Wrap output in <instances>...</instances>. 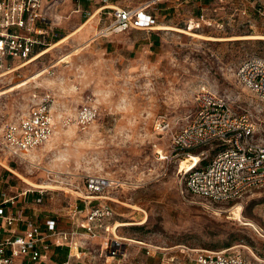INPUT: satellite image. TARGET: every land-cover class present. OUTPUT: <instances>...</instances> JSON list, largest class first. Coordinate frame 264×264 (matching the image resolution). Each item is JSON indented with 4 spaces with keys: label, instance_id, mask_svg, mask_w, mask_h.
I'll use <instances>...</instances> for the list:
<instances>
[{
    "label": "rangeland",
    "instance_id": "374dc122",
    "mask_svg": "<svg viewBox=\"0 0 264 264\" xmlns=\"http://www.w3.org/2000/svg\"><path fill=\"white\" fill-rule=\"evenodd\" d=\"M125 1L129 7L144 4L155 15L156 28L100 35L110 18L100 12L74 32L98 5L84 1L80 11L62 8L61 19L45 26V44L35 49V59L0 68V74L15 68L0 76V134L6 122L26 114L45 94L52 98L54 118L50 142L24 158L0 148L5 163H0V193L15 196L18 207L41 221L56 216L67 227L73 208H82L81 198L89 195L86 176H101L112 185L92 202L107 201L117 224L145 219L116 224V234L163 246L233 248L264 264V187L236 203H211L186 192L179 159L167 163L158 154L169 149L170 132L193 116L203 89L229 96L237 112L264 123V101L235 76L242 60L264 56V39L227 38L264 34L259 20L239 13L241 0ZM88 102L97 104L99 114L87 126H77L76 111ZM166 123L169 130L162 129ZM202 150L208 157L213 153L206 146L192 154ZM19 174L53 187L30 186ZM24 190L26 196L20 195ZM101 241L92 239L91 246ZM65 253L57 248L53 259L60 261Z\"/></svg>",
    "mask_w": 264,
    "mask_h": 264
},
{
    "label": "built area",
    "instance_id": "2783aa9c",
    "mask_svg": "<svg viewBox=\"0 0 264 264\" xmlns=\"http://www.w3.org/2000/svg\"><path fill=\"white\" fill-rule=\"evenodd\" d=\"M83 1L98 4L93 13L110 15L100 35L156 28V17L144 4L117 6L111 0H73V4L79 7ZM66 2L0 0V68L13 60L31 59L35 49L45 44L41 38L45 26L61 19L59 8ZM241 2L239 13L249 19L256 17L264 30V0ZM235 76L264 101V56L251 55L242 60ZM51 100L50 94H45L26 114L6 122L0 148L22 159L45 144L54 132ZM98 114L97 104L88 102L79 106L74 120L77 126L85 127ZM162 129L169 130V123ZM206 146L213 148L210 157L202 150L192 169L179 168L186 192L211 203H236L253 189L264 187V123L246 111L237 112L229 96L203 89L196 95L193 116L179 130L170 132L169 149L163 155L158 150V154L168 163L191 157L192 152ZM111 185L110 179L86 176L85 190L89 195L81 198L82 208H73L67 227H61L56 216H46L41 221L28 214L24 206L18 207L15 196L1 192L0 264H258L233 248L163 246L116 234L113 207L107 201L92 202ZM27 192L19 194L26 196ZM35 201H41V196ZM98 238L102 241L94 248L91 240ZM57 248L66 249L60 261L53 259Z\"/></svg>",
    "mask_w": 264,
    "mask_h": 264
},
{
    "label": "bare ground",
    "instance_id": "6f19581e",
    "mask_svg": "<svg viewBox=\"0 0 264 264\" xmlns=\"http://www.w3.org/2000/svg\"><path fill=\"white\" fill-rule=\"evenodd\" d=\"M82 28V26H80L77 30H75L74 32H76V31H78L79 29H81ZM158 28H160V29H171V28H176V27H172V26H168V25H161L160 27H158ZM178 30H183V29H180V28H177ZM74 32H72V34L74 33ZM185 32H187V33H189V34H192V35H194V36H198V37H201L202 35H200V34H198V33H193V32H189V31H186L185 30ZM70 36V34L69 35H67V36H65V38H63L62 40H60V41H64L66 38H68ZM204 38H210V39H215V37H211V36H204ZM226 38V37H225ZM227 38H263L264 39V34H257V35H240V36H233V37H227ZM220 39H223V38H220ZM59 41V42H60ZM58 42V43H59ZM57 43H55V44H53L51 47H48V48H46L43 52H46L47 50H49L50 48H52L53 46H55ZM40 54V53H39ZM36 56V55H35ZM35 56H33L31 59H29V61L27 60V62H25L24 64H26V63H28V62H30L31 60H33V59H35L36 57ZM24 64H22V65H24ZM21 65V66H22ZM18 67H20V65L18 66ZM17 68V67H16ZM15 68H13V69H11V70H8V71H6V72H4V73H1L0 74V76H2V75H4V74H7V73H9L10 71H12V70H14ZM53 140V139H52ZM48 142H50V141H48ZM32 156H34V155H32ZM194 156H195V158H194ZM199 161V156L198 155H195V154H191V157H188L187 156V158H182L181 160H180V164H179V167H180V169L181 170H183V169H186V170H190V169H192L196 164H197V162ZM0 163H2V164H4L5 165V163L4 162H2V161H0ZM10 168V167H9ZM11 170H13L14 172H15V170L14 169H12V168H10ZM20 176H21V178L23 179V181L26 183V184H28V185H30V186H34V187H39V188H41V187H48V188H50V187H53V185H51V184H49V182H47V181H44V182H36V181H33V180H31V179H29L28 177H26V176H24V175H21V174H19ZM133 208H135V209H139V207H137V206H135V207H133ZM236 214V213H235ZM241 217V216H240ZM145 221V219H143V220H141V221H124V222H119L117 225H131V224H135V223H143ZM134 240V239H133Z\"/></svg>",
    "mask_w": 264,
    "mask_h": 264
},
{
    "label": "crops",
    "instance_id": "0c3cea01",
    "mask_svg": "<svg viewBox=\"0 0 264 264\" xmlns=\"http://www.w3.org/2000/svg\"><path fill=\"white\" fill-rule=\"evenodd\" d=\"M83 2L81 3V5L79 7H77L76 5L73 4V0H67V2L65 4H63L62 6H60V8H59V14H60V10H62V8H66L65 10L68 11V7L70 8V7H73V6H75V8H76L75 11H80L82 9V7H84ZM111 3L113 5H117V6H127V3H126L125 0H111ZM90 4H94V3L93 2H90ZM96 7H94V9L92 11H94L96 9ZM96 14H97L96 12L93 13L86 21L82 22L80 26H85L90 21L91 17L95 16ZM64 257H63V259H64Z\"/></svg>",
    "mask_w": 264,
    "mask_h": 264
}]
</instances>
